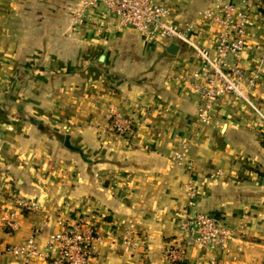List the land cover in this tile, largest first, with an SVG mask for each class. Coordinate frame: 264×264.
Returning a JSON list of instances; mask_svg holds the SVG:
<instances>
[{
    "label": "crops",
    "instance_id": "obj_1",
    "mask_svg": "<svg viewBox=\"0 0 264 264\" xmlns=\"http://www.w3.org/2000/svg\"><path fill=\"white\" fill-rule=\"evenodd\" d=\"M82 1L0 0V251L34 231L44 249L61 223L82 215L98 231L93 252L99 264H164L163 249L179 242L190 186L198 194L192 211L217 216L230 232L219 264H264L262 126L233 99L219 104L207 128L199 126L200 98L184 82L199 68L192 47L151 41L101 18L70 30L65 16ZM155 1L188 42L213 50L218 28L203 13L222 1ZM34 3L51 31L38 57L2 37L13 12L28 14ZM247 33L242 67L248 71L264 51V23L256 12ZM250 98L264 113V81ZM110 110L131 122L130 134L107 132ZM183 142L190 169L173 162ZM126 237L137 243L129 253ZM211 257L188 252L195 263ZM0 264L23 263L2 256ZM29 264L50 263L36 258Z\"/></svg>",
    "mask_w": 264,
    "mask_h": 264
},
{
    "label": "built area",
    "instance_id": "obj_2",
    "mask_svg": "<svg viewBox=\"0 0 264 264\" xmlns=\"http://www.w3.org/2000/svg\"><path fill=\"white\" fill-rule=\"evenodd\" d=\"M220 1L222 5L203 13V18L218 28L213 50L188 42L187 32L174 27L168 20V9L155 0H83L75 15L74 26L81 27L84 22L90 24L101 18L108 21L112 28H133L151 41L170 40L188 44L199 62V68L184 77L189 91L200 98L196 123L207 128L219 104L233 99L247 107L253 113L256 124L264 129V113L250 98L256 85L264 81V51L254 60L251 70L242 67L248 42L249 15L256 12L264 23V0ZM107 120L109 134L124 137L131 133V122L114 110L108 112ZM187 149L188 144L181 143L180 149L174 153L173 162L177 166L185 164L184 167L190 169L186 159ZM197 195L195 189L187 186V210L178 225L179 242L168 244L163 249L164 264H202L201 258L197 263L188 259L189 250L194 248L212 255L208 264H219L218 254L227 252L229 230L217 216L192 211ZM20 206L25 211L35 209L33 205ZM5 226L15 229L13 220H6ZM60 227L50 236L44 249L38 247V231H34L22 244L0 251V258L12 257L23 264H29L36 258L47 260L50 264H99L93 246L100 238L96 227L86 217L75 216L70 223L63 222ZM135 244L124 238L123 247L127 253Z\"/></svg>",
    "mask_w": 264,
    "mask_h": 264
},
{
    "label": "rangeland",
    "instance_id": "obj_3",
    "mask_svg": "<svg viewBox=\"0 0 264 264\" xmlns=\"http://www.w3.org/2000/svg\"><path fill=\"white\" fill-rule=\"evenodd\" d=\"M32 5V7L29 6V8L26 9L28 14H25L23 9H18L13 12V14L8 19L9 21H7L5 24V31H3L2 37L7 42L12 41V44L16 43L18 46L16 47V51L18 50L23 54H26V52L32 50L34 57H38L41 52L39 45L41 44L42 40L46 38L48 32L51 33V31L46 30L45 27L42 26L45 21V17L43 16L42 18V15L40 14V12H42L40 8L42 7L36 3ZM77 12H71L70 14L67 12V15L65 16V24H68L69 22L68 29L70 28V30H72L74 27V20ZM30 13L32 14L30 15ZM67 38H73L71 31L67 33ZM184 165L185 164H182L181 166L184 167Z\"/></svg>",
    "mask_w": 264,
    "mask_h": 264
},
{
    "label": "water",
    "instance_id": "obj_4",
    "mask_svg": "<svg viewBox=\"0 0 264 264\" xmlns=\"http://www.w3.org/2000/svg\"><path fill=\"white\" fill-rule=\"evenodd\" d=\"M176 47L175 46H170V48H168V50H167V52L169 53V54H171V55H175V53H176ZM65 147H67V148H69L70 146H69V137L68 136H66V138H65Z\"/></svg>",
    "mask_w": 264,
    "mask_h": 264
}]
</instances>
